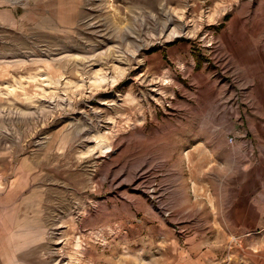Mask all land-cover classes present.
Instances as JSON below:
<instances>
[{
  "label": "rangeland",
  "instance_id": "obj_1",
  "mask_svg": "<svg viewBox=\"0 0 264 264\" xmlns=\"http://www.w3.org/2000/svg\"><path fill=\"white\" fill-rule=\"evenodd\" d=\"M59 2L0 8V212L33 264H264L211 172L228 115L264 133V0Z\"/></svg>",
  "mask_w": 264,
  "mask_h": 264
},
{
  "label": "crops",
  "instance_id": "obj_2",
  "mask_svg": "<svg viewBox=\"0 0 264 264\" xmlns=\"http://www.w3.org/2000/svg\"><path fill=\"white\" fill-rule=\"evenodd\" d=\"M48 1L31 0L38 5H41L40 3L45 5ZM7 2L17 4L18 8L15 7L11 17L16 22H22V16L25 18L26 13L49 12L48 9L35 5L33 11L25 10L20 7L23 6V0H0V8L6 6ZM56 6L58 8L62 6L59 0H56ZM228 116L231 124H226L231 125L232 129L228 127L222 129L223 134L218 136V144L212 149L214 156L211 161V172H216L219 188L234 191L227 202L228 213L238 214V217L232 219L251 226V223L264 221V133L249 135L240 133L232 125L236 118L234 114ZM230 137L232 142L228 141ZM189 149L186 148L184 152ZM230 219L226 218L227 221H231ZM20 221L12 222L8 212H0V264H33V260L42 255L40 246L43 237L37 233L28 235L25 227L23 229L19 227ZM28 252L33 254L30 260Z\"/></svg>",
  "mask_w": 264,
  "mask_h": 264
},
{
  "label": "bare ground",
  "instance_id": "obj_3",
  "mask_svg": "<svg viewBox=\"0 0 264 264\" xmlns=\"http://www.w3.org/2000/svg\"><path fill=\"white\" fill-rule=\"evenodd\" d=\"M166 2H167V0H166ZM97 72H98V70H97ZM97 72H95V73H96L95 75L98 76V73H97ZM93 76H94V75H93ZM97 76H95V77H97ZM99 78H100V77H99ZM95 81H97V80H95ZM100 140H101L100 144L103 145L104 142H105V140H104L103 138H101Z\"/></svg>",
  "mask_w": 264,
  "mask_h": 264
},
{
  "label": "built area",
  "instance_id": "obj_4",
  "mask_svg": "<svg viewBox=\"0 0 264 264\" xmlns=\"http://www.w3.org/2000/svg\"><path fill=\"white\" fill-rule=\"evenodd\" d=\"M228 141H229V142H232V138L230 137V138L228 139Z\"/></svg>",
  "mask_w": 264,
  "mask_h": 264
},
{
  "label": "trees",
  "instance_id": "obj_5",
  "mask_svg": "<svg viewBox=\"0 0 264 264\" xmlns=\"http://www.w3.org/2000/svg\"><path fill=\"white\" fill-rule=\"evenodd\" d=\"M196 66H197V64H196Z\"/></svg>",
  "mask_w": 264,
  "mask_h": 264
}]
</instances>
